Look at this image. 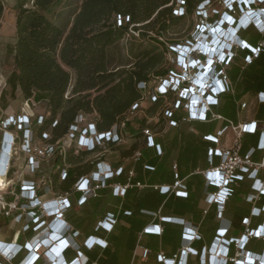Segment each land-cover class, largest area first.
I'll list each match as a JSON object with an SVG mask.
<instances>
[{
  "label": "built area",
  "instance_id": "1",
  "mask_svg": "<svg viewBox=\"0 0 264 264\" xmlns=\"http://www.w3.org/2000/svg\"><path fill=\"white\" fill-rule=\"evenodd\" d=\"M209 4V0H203L195 8L194 15L200 21L195 35L186 40L185 44L170 47L177 65L188 71L189 80L182 81L183 74L175 70H169L165 77L156 78L152 81L148 94L133 104L125 118L119 124H115L110 131H97L92 117L78 114L64 137L60 141L50 143L48 131L43 132L40 138L37 137L38 128L49 115L46 104L43 112L36 118H30L23 112L16 116L1 117L0 176L4 178L7 186L4 191H0V232L3 228V220L10 219L16 224L22 223V233L32 232L35 235L22 244H19L17 239L9 243L0 241V264H90L78 247L73 250L74 258L66 260L64 257L65 251L72 248L68 238H76L79 235V232L73 231L64 220L65 213L71 208L70 195L79 194L77 204L81 206L87 200L95 198L97 191L103 188H110L113 195L123 197L129 188L142 187L139 183L131 184L132 171L128 173L126 183H108L109 180L121 174L122 168L113 170L101 159L112 147L123 143L122 130L126 128L128 122L136 119L134 115L141 109L145 98H148L151 103L157 97L168 100V96L172 95L175 98L174 109L178 108L183 101V107L188 116L183 118L182 122H206L208 115L210 119H220L212 113L211 107L217 106L219 95L230 91L223 67L233 59L234 50L246 48L242 42L237 41V34L240 31L252 27L260 34H264V0H225V6L221 10H211L208 8ZM235 7L239 13L235 12ZM184 11L183 0H176L173 14L181 16ZM214 15H219V18L210 22L209 19ZM127 21L128 18H116L117 25ZM129 33L137 36L132 31ZM249 49L252 56L256 57L264 50V41H261L256 48ZM250 61L251 58L246 60L247 63ZM217 67L220 69L218 70ZM139 89L146 90V84L141 83ZM64 98L67 96L65 95ZM256 101L258 104L264 103V94H259ZM167 106L171 107L169 102ZM245 107V104L240 106L241 109ZM163 116L169 120V126H177L170 120L171 110L164 111ZM55 126L56 122H53L51 128ZM227 129L234 134L231 146L224 149H208L209 163L212 164L213 156L219 158V163L202 172L206 186L214 188V191L206 194L205 201L208 205H216L217 218L221 219L225 203L242 182L248 181L250 192L242 198L251 205V210L249 216L241 221L242 232L239 236L227 238L230 223L216 231L211 247L203 250L200 255V264H264V219L255 228L251 227L252 218L264 215V204L260 208L256 206L264 196V121L261 124L251 121L238 125L229 122L228 127L217 132L216 136L209 135L205 139L217 144ZM257 130L259 138L256 151L261 152V155L257 161H253L251 159L253 149L245 155L240 154L241 142L245 134H255ZM143 135L147 138L146 145L154 147L160 155V146L153 145L150 131L143 130ZM70 149H73L75 154L88 153L86 161L93 165V169L79 177L70 191L56 192L51 186V175L57 173L59 181L66 179L70 165L65 162V153ZM16 151L26 157L31 173L37 171L43 162L52 160L54 164L49 177L40 182H22L21 185L9 186L11 176L17 174L12 166ZM59 156L61 164L57 165L56 160ZM140 156L138 151L133 154L136 161ZM175 167L173 166V169ZM144 168L152 170L147 166ZM152 188L162 195L173 194L176 197H186L183 181L179 180L176 174L171 186ZM6 194L10 195L9 199L5 198ZM47 195H51V198L43 199ZM114 223L112 216H106L97 224L96 229L101 228L110 232ZM161 232L159 225L144 229V233L148 234L160 235ZM183 239L188 245L182 248L178 255L167 258L159 254L157 262L186 264L188 255H196V251L190 245L193 241L199 240L200 236L197 231L184 227ZM251 240L262 243L260 253L246 250V245ZM84 244L89 249L94 246L101 248L107 246L104 240L96 237L87 238ZM53 248L56 250H52ZM146 256L147 251L144 250L143 257Z\"/></svg>",
  "mask_w": 264,
  "mask_h": 264
},
{
  "label": "trees",
  "instance_id": "2",
  "mask_svg": "<svg viewBox=\"0 0 264 264\" xmlns=\"http://www.w3.org/2000/svg\"><path fill=\"white\" fill-rule=\"evenodd\" d=\"M60 1L32 0L31 8H24L23 4L18 6L15 16L16 40L11 49L13 68L6 80L5 87L7 89L5 88L1 95V98L4 99L9 90L10 97L20 96L23 101L31 100L35 94L45 95L49 115L38 128L37 137L40 138L43 132L48 131L50 143L60 141L64 137L78 114L92 117L99 132L110 131L115 124H119L128 114L132 105L149 90L152 81L165 77L169 71L165 68L166 57H174V53L160 41L162 33L180 20L194 15L195 8L199 3V1L191 3L190 0H183L184 14L175 16L173 10L176 0H81L71 22L67 27L62 28L43 14L46 10L56 7ZM235 12L239 13L236 7ZM2 14L3 3L0 0V20ZM117 17L128 18V21L117 25ZM218 18L219 15H214L209 21L214 22ZM129 31L134 32L136 37L140 38L153 32L155 35L153 41L156 45L140 52L136 56L137 61L128 70L110 71L108 49L128 35ZM244 37H247L249 41ZM237 41L242 42L246 48L234 50L233 59L223 67L229 81L230 91L218 96V107L221 106L222 100H225L219 110V117H224L227 120L235 119V102L230 96V92L234 89L233 83L240 73L243 72L244 81L255 90L253 95L257 97L259 94H264V50L253 57L249 49L256 48L261 41H264V34L249 27L237 34ZM248 58H251L249 63L246 62ZM217 69L219 70L220 67ZM71 73L74 75V83L70 96L64 98L70 86ZM141 83L146 84V90L139 89ZM93 90L97 92L94 97L90 94V91ZM168 100L170 108L164 107V97H157L154 102H151L149 112L163 107V116L164 111L171 110L170 120L178 125L183 118L188 116L183 107L184 102L181 101L179 107L174 109L175 98L169 95ZM214 107L216 106L211 107V111ZM209 119L210 115L207 116V120ZM255 121L257 124L264 121V103L258 104ZM53 122H56V126L51 128ZM225 127L228 125L223 128ZM205 137L204 140H206ZM258 138V130L255 134H245L242 138L240 154L245 155L253 149L254 153L251 159L257 161L261 155V152L256 151ZM257 154L258 158H255ZM88 155L85 152L75 154L73 149L68 150L65 153V162L70 165V168L66 179L59 181L58 174L53 173L51 175L52 189L60 193L70 191L79 177L88 174L93 169V165L86 161ZM60 159L59 156L56 160L57 165L61 164ZM140 160L141 156L136 163H139ZM123 176L124 169L120 175L115 176L108 183H114ZM177 177L181 180L178 175ZM209 188L210 192L214 191V188ZM100 190L97 191V196ZM236 192L230 198L234 197ZM187 197L188 193L186 192L185 199ZM244 204L248 205L247 211L241 210L242 213L240 211L239 225L243 218L249 216L251 210L249 203L244 201ZM263 204L264 196L256 206L260 208ZM263 219V214L252 218L251 227L255 228L262 223ZM181 227L183 237L184 227ZM229 237L237 236L227 234V238ZM194 250L196 251L194 257L200 264V255L203 250ZM246 250L260 253L262 243L251 240L246 245ZM190 256H187L186 264H188Z\"/></svg>",
  "mask_w": 264,
  "mask_h": 264
},
{
  "label": "crops",
  "instance_id": "3",
  "mask_svg": "<svg viewBox=\"0 0 264 264\" xmlns=\"http://www.w3.org/2000/svg\"><path fill=\"white\" fill-rule=\"evenodd\" d=\"M12 28L15 33V18ZM9 75L6 76L5 82ZM233 87L230 96L235 102L234 120L221 117L206 122L180 121L176 127H170L169 120L162 116L163 107L149 112L152 104L148 98L144 99V117L128 122L122 130L123 143L112 147L101 159L113 170L124 169V176L114 183H126L128 173L132 171L131 183H139L142 187L129 188L124 197L114 196L110 188H103L97 197L89 199L81 206L77 204L79 194L72 193L71 208L65 213L64 220L73 231L79 232V235L76 238H68L72 248L65 252L66 260L74 258L73 250L78 247L89 259L90 264H158L157 255L170 257L188 245L182 237L181 226L195 230L200 235V240H195L190 245L196 250H208L216 231L228 223L231 229L228 231L229 236H238L242 232V226L239 225L240 211H247L248 206L244 204L242 196L250 192V182L245 181L239 185L236 195L225 203L221 219H218L216 205H208L205 201L206 194L211 189L206 186L202 175V172L219 163L217 157L212 159V164L209 163L208 149L230 147L234 134L227 129L217 144L207 142L204 137L216 136L228 122L238 125L255 121L258 107L256 96L253 95L255 90L244 81L243 72L235 80ZM224 101L223 99L221 106L212 109L213 114L219 116ZM242 104L246 105L245 109L240 108ZM167 105L168 102L164 100V107ZM145 129L150 131L154 145L160 146V155L153 147L146 145L147 138L143 135ZM136 151L141 155L139 163L133 158ZM255 158H258V154ZM145 166L154 169L148 170ZM173 166H176L175 169ZM175 174L186 186V199L173 194L162 195L152 188L170 186L174 182ZM50 198L51 195L43 197L45 200ZM106 216H112L116 220L112 230H97V224ZM154 225H159L162 229L160 235L144 233L145 228ZM21 226L22 223L13 224L10 219H4L0 241L9 243L17 239V242L22 244L31 240L35 234L22 233ZM89 237L104 240L107 247L87 248L84 243ZM144 250L148 251L146 257H143ZM188 264H198L197 258L190 256Z\"/></svg>",
  "mask_w": 264,
  "mask_h": 264
},
{
  "label": "rangeland",
  "instance_id": "4",
  "mask_svg": "<svg viewBox=\"0 0 264 264\" xmlns=\"http://www.w3.org/2000/svg\"><path fill=\"white\" fill-rule=\"evenodd\" d=\"M191 3L203 0H190ZM208 8L211 10H221L225 6V0H209ZM81 0H61L60 3L51 9L43 12L44 16L53 21L62 28L68 26L71 22L74 13L79 8ZM3 14L0 20V119L12 115H19L20 112L27 114L30 118H36L43 112L46 104V97L43 94H35L34 97L26 103L20 96L10 97L8 90L4 99L1 98L3 90L6 88L5 79L13 68V56L11 49L16 40V33L13 32V22L17 13L18 6L23 4L24 8H31L32 0H2ZM2 22V24H1ZM200 25L199 19L196 15H189L188 17L180 20L177 24L171 26L167 31L162 33L161 42L165 44L166 48L174 45H182L186 43L191 36H194ZM3 30V31H2ZM154 33H149L143 38L136 37L135 35H125L121 40L117 41L113 46L108 49L110 59V71L128 70L136 61V56L156 43L153 41ZM248 40L247 37H244ZM249 41V40H248ZM166 69L175 70L183 74L182 81L189 80L186 70L177 65L176 58L166 57ZM180 80V81H181ZM74 83V75L71 73V82L68 87L67 98L70 96L72 85ZM156 86V85H155ZM7 89V88H6ZM92 97L97 95V92L90 91ZM169 102V100H166ZM141 109L135 113L134 118L141 119L144 117L145 110ZM12 166L17 171V174L12 175L10 185L20 184L22 182H40L49 177L53 169V161L49 160L42 163V166L34 173L30 172V166L27 164L26 157L16 151L13 155ZM6 181L3 178L0 188L6 189ZM15 186V185H14ZM13 187V186H12ZM17 189L19 186L17 185ZM10 195L6 194L5 198L9 199ZM13 222V221H12ZM15 224V222H13Z\"/></svg>",
  "mask_w": 264,
  "mask_h": 264
},
{
  "label": "bare ground",
  "instance_id": "5",
  "mask_svg": "<svg viewBox=\"0 0 264 264\" xmlns=\"http://www.w3.org/2000/svg\"><path fill=\"white\" fill-rule=\"evenodd\" d=\"M2 181H3V177L0 176V184L2 183ZM0 191H4V189L0 188Z\"/></svg>",
  "mask_w": 264,
  "mask_h": 264
}]
</instances>
